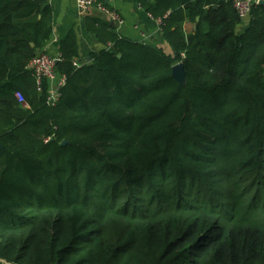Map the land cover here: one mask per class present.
<instances>
[{"label": "trees", "instance_id": "trees-1", "mask_svg": "<svg viewBox=\"0 0 264 264\" xmlns=\"http://www.w3.org/2000/svg\"><path fill=\"white\" fill-rule=\"evenodd\" d=\"M136 1L169 50L87 13L51 105V0H0V264H264V5Z\"/></svg>", "mask_w": 264, "mask_h": 264}, {"label": "crops", "instance_id": "crops-1", "mask_svg": "<svg viewBox=\"0 0 264 264\" xmlns=\"http://www.w3.org/2000/svg\"><path fill=\"white\" fill-rule=\"evenodd\" d=\"M51 6L54 16V31L45 46L46 52L51 56H59L61 40L74 27L80 46V58L78 60L80 62L90 60L89 55L103 46L93 34L87 31L85 16H81L75 0H51ZM108 6L121 16L123 24L114 21L109 13L100 11L96 7L91 8L88 14L102 16L104 19L111 21L116 30L125 37L135 41L163 46L169 50L160 23L156 18L144 11L136 0H112L108 2ZM248 21L249 19L245 22ZM184 27L185 30L189 27V31H186L192 32L195 29V24L186 22Z\"/></svg>", "mask_w": 264, "mask_h": 264}, {"label": "built area", "instance_id": "built-area-1", "mask_svg": "<svg viewBox=\"0 0 264 264\" xmlns=\"http://www.w3.org/2000/svg\"><path fill=\"white\" fill-rule=\"evenodd\" d=\"M112 0H75L77 8L84 16L93 7L98 10L109 13L114 21L123 24L121 16L108 6V2ZM235 7L238 15L242 20H247L251 16L253 8L258 5L260 0H228ZM150 15V14H149ZM151 16V15H150ZM161 24V21L157 19ZM60 60L59 56H51L45 51L36 55L28 64V68L35 74L39 89H43L44 82L48 84V104L55 105L61 96V89L67 81V76L58 72L57 63ZM76 65H80V61H75ZM16 97L20 103L26 104L25 97L22 92H16Z\"/></svg>", "mask_w": 264, "mask_h": 264}, {"label": "water", "instance_id": "water-1", "mask_svg": "<svg viewBox=\"0 0 264 264\" xmlns=\"http://www.w3.org/2000/svg\"><path fill=\"white\" fill-rule=\"evenodd\" d=\"M260 5H264V0H260ZM172 76L181 84L186 85L187 74L183 62H179L172 67ZM68 143L64 140L61 145L65 146ZM1 146V145H0Z\"/></svg>", "mask_w": 264, "mask_h": 264}, {"label": "rangeland", "instance_id": "rangeland-1", "mask_svg": "<svg viewBox=\"0 0 264 264\" xmlns=\"http://www.w3.org/2000/svg\"><path fill=\"white\" fill-rule=\"evenodd\" d=\"M186 30H187V31H189V27H188V28H186Z\"/></svg>", "mask_w": 264, "mask_h": 264}]
</instances>
